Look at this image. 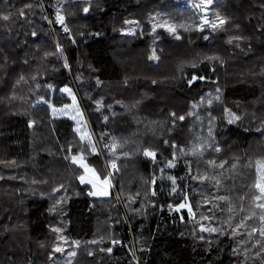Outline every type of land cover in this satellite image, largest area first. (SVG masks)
Instances as JSON below:
<instances>
[{
    "label": "trees",
    "instance_id": "1",
    "mask_svg": "<svg viewBox=\"0 0 264 264\" xmlns=\"http://www.w3.org/2000/svg\"><path fill=\"white\" fill-rule=\"evenodd\" d=\"M181 1L196 0H96L89 13L83 11L85 4L64 0H42L41 4L0 0V15L11 17L9 21L0 18V264H264V255H257L259 248L252 246L257 239L264 243L258 233L241 246L247 249L245 256L243 251L233 253L235 240L200 232L201 224H209L200 219L201 213L215 214L213 226L230 215L228 202L214 200L218 195L229 196L233 223L254 212L257 215L246 223L261 226L258 216L262 210L255 204L264 201L253 200L258 194L253 185L257 164L264 162V0H219L209 19L218 13L228 23L204 32L196 28L201 12L178 7ZM29 4L31 8L26 7ZM58 6L70 33L57 27ZM20 10L27 19L19 15ZM181 16L188 29L187 33L177 30L182 39H175L164 28L153 33V23L174 24ZM41 19L46 24L44 34L37 32L32 37ZM125 21L138 22L135 35L122 33ZM204 35L209 39L204 40ZM238 35L243 39L229 43L230 37ZM57 43L66 61L56 52ZM153 49L159 60L149 59ZM209 56L220 59L210 61ZM193 75L206 79L189 86ZM38 83L51 88L37 91ZM56 87L72 90L89 132L101 142V155H90V162L99 169L119 156L112 176L119 192L111 187L108 198L89 196L88 186L77 179L76 166L64 158L62 149L77 143L75 121L67 117L50 121L51 108L40 99L58 108L53 101ZM209 94L213 98L220 95L210 107ZM199 103L201 111L192 107ZM225 107L241 116L237 124L226 123ZM171 112L184 115L185 120L173 126ZM209 113L222 152L212 150L202 160L180 156L176 166L169 168L172 144L178 154L198 143L199 137L208 139ZM123 128L131 132L129 139L123 137ZM161 130L168 141L166 148L156 135ZM40 132L43 139L38 137ZM112 138L121 145L116 153L105 147ZM151 146L160 152L154 162L137 156ZM122 158L134 159L139 172L156 181L152 189L156 195H151L144 212H139L133 199L141 195V186L129 189L128 179H119L127 164ZM208 159L227 163L223 169L213 168L206 163ZM233 163L236 167L230 168ZM198 172L210 179L218 174L221 183L216 186L212 179H192ZM169 176L177 177V192L171 194ZM130 180L139 185V175ZM197 186L200 195L193 191ZM185 194L195 219L187 208L180 212L169 208L183 202ZM53 228L63 231L55 233ZM113 240L120 243L113 244ZM75 241L80 242L78 247ZM57 246L64 252H55ZM72 251L75 256L69 255Z\"/></svg>",
    "mask_w": 264,
    "mask_h": 264
},
{
    "label": "snow or ice",
    "instance_id": "2",
    "mask_svg": "<svg viewBox=\"0 0 264 264\" xmlns=\"http://www.w3.org/2000/svg\"><path fill=\"white\" fill-rule=\"evenodd\" d=\"M213 0H199V2H195L192 4V7L195 9H198L201 13H204V15L201 18L200 24L196 26L197 30L200 32H204L206 27L207 29L211 31H215L217 29H222L224 26L228 23V20L226 18H222L219 16L217 13L216 16L213 19H209L207 16V10L208 6L212 4ZM26 7L31 8L32 5H26ZM83 11L85 13H88L89 11V4L86 2L85 6L83 8ZM19 15L22 18L27 19L26 14L23 10L19 11ZM0 18H2L4 21H9L11 19L10 14H3L0 15ZM46 18V17H45ZM56 22L59 23L60 25L63 26V31L65 33H70V29L66 24V17L61 14V11L59 9V6L57 8L56 12ZM127 24H135L138 23L136 21H125ZM164 28L168 33L172 34L175 39L180 40L182 37L177 33V25H174L172 23H169L168 21H163L160 23H153L152 24V31L155 33L157 28ZM179 27L185 28L187 31V27L185 25H179ZM135 28H131L128 30L129 35H135ZM37 33L35 31L31 32V36L35 37ZM69 39H72L73 43L75 42L74 39L69 36ZM204 40H208L209 36L204 35L203 36ZM242 36H233L229 38V43H231L233 40H242ZM236 47H240L239 44L235 45ZM56 52H59L61 56H63V48L57 43L56 45ZM56 52H45V56H50V55H56ZM149 59L151 60H159V56L156 54V50L153 49L151 55L149 56ZM208 60L214 61V60H219L220 58L218 56H209L207 57ZM222 62V61H221ZM27 63V61H25ZM65 67H68L67 63L65 62ZM193 68L196 67L195 64L192 65ZM35 78V77H34ZM23 79V77H21ZM206 77L204 76H199V75H193L190 76L189 78V86H191L193 83H195L197 80H204ZM49 88H51V85H48ZM63 93H67L68 97L71 98V103L64 104L62 109H60L61 112L64 114L70 115V118L75 121V132L78 135V141L76 145V151L73 152V145L69 143L67 153L68 155L65 156V159L70 160V163L72 165H75L78 173H77V179L80 183V185H85L88 186L89 190L87 194L89 196H108L109 195V188L112 187V176H113V171L117 169V163L116 160L119 159V156H113L109 161H106L105 165L102 166L101 168H97L94 163L90 162L88 157L90 155H95V156H100L101 151L98 150L97 148V141L93 139L92 133L89 132L87 123L84 120V115L81 110V108L78 106L77 103V97L75 94L72 92V90L69 87H63L59 89ZM217 93H219V89H217ZM215 99L217 101L220 100V95L218 94L214 98L211 97V94H209V99H208V105L209 107L212 104V100ZM41 102L48 104V106L52 109L53 113L57 111L55 106L48 100H45L43 97H41ZM139 103V102H138ZM96 107L97 110L100 108V102H96ZM124 107V105H122ZM192 107L195 109L197 106L195 104L192 105ZM72 109L71 113H68L67 110ZM224 111L228 114V118L226 123L229 125L232 124H237L241 120V116L232 112L231 109L224 108ZM190 115L192 113H189ZM170 116L172 117V124L175 126L176 121H184L185 116L184 115H177L176 112H171ZM212 118L211 113H209V127H208V139L205 140L203 137L198 138V143H193L190 152L194 157H203L205 154V150L208 148H211L216 153L222 152V148L216 143L215 137L213 136V127L211 126L212 124ZM104 120L107 121L108 117L104 116ZM164 143L167 145L168 141L165 140ZM105 147L108 148L109 152L111 153H116L117 149L121 147L120 142L116 138H112V142L110 144L105 145ZM171 147L173 148V155L172 159L167 161V166L169 168H174L176 166L175 164V151L177 146L175 144H172ZM143 155L145 157L151 158L153 161L156 160L157 154L155 150H151L149 148H144L143 150ZM189 153L185 152L183 149H180V155L182 156H187ZM124 155H128V153H124ZM206 163L213 167V168H219L223 169L227 161H220L217 163L215 159H208ZM110 165V168H109ZM230 168H235L236 165L233 163L229 165ZM189 168V173H191V167L190 165L188 166ZM163 171V169H161ZM192 179L196 180H201V181H206L209 180L210 177L208 174L200 175L199 172L197 173L196 176L191 177ZM0 179H3L2 176H0ZM168 179L171 181L172 188L170 191L171 193L177 192V177L176 176H169ZM211 179L215 182L216 186H219L221 183L219 175L218 174H213ZM33 183H37V181L33 180ZM152 184H155L156 181L153 179L151 181ZM62 187V186H61ZM253 187L258 191V194L253 197L254 201H264V162H258L257 168H256V179L254 182ZM152 195L155 196L156 192L153 191ZM243 199V197H241ZM214 200L216 201H225L227 203V211L230 213V215L227 217L226 220H222L218 226H213L211 224V221L215 218V214L213 213L212 216L204 215L201 213V220H207L209 221V224L207 227H205L203 224L200 225V232H207L209 234H216L217 238L220 236H227L232 240H235L236 242V247L232 248V251L234 254H240L241 251L244 252L245 256L247 255V249L242 248L241 246L248 244L252 241L254 235L256 233L259 234V237L264 238V202L261 203H256L255 207L261 209L262 211L260 212L258 219L261 221V226L259 228L253 227L248 225L246 222L248 220H251L253 216H256V213H250L241 216L240 220L236 223H233V216L231 213H233L234 208L233 205L230 203V198L227 195H218L214 197ZM62 202V201H61ZM207 203H211V201H206ZM217 205H213V207H216ZM170 209H173L176 212H180L182 209L187 208V212L189 216H191L193 219H195V213L193 212V209L189 203L188 196L185 194L183 196V202H179L174 205H169ZM240 212H244V208L241 206L239 209ZM208 211H212L211 208L208 209ZM181 219H183V216H181ZM227 225V227H225ZM243 230V231H242ZM53 232L55 233H61L63 230L61 228H53ZM237 237H240V239H236ZM61 240L67 242L68 238L61 235L59 237ZM201 240H204V236L199 237ZM76 246H79V241L74 242ZM92 243H95V241H92ZM113 244L120 243V241L113 240ZM208 243L211 244L212 241L211 239L208 240ZM253 247H258L259 251L256 253L257 255H264V243L261 242V240L257 239L255 240V243L252 245ZM102 251L104 249H101ZM55 252H64V249L62 247L57 246L54 249ZM107 252H111L112 249L108 248L106 249ZM70 256H75L76 252L72 251L69 253Z\"/></svg>",
    "mask_w": 264,
    "mask_h": 264
},
{
    "label": "rangeland",
    "instance_id": "3",
    "mask_svg": "<svg viewBox=\"0 0 264 264\" xmlns=\"http://www.w3.org/2000/svg\"><path fill=\"white\" fill-rule=\"evenodd\" d=\"M30 1V0H29ZM32 1H36V2H40V4L42 3V0H32ZM65 2H67V3H71L72 5L74 4V3H81V4H85L86 2L89 4V11H88V13L91 11V9H92V4H93V2H95L96 0H64ZM219 0H213V2H212V4L210 5V6H208V10H207V16H208V18H209V16H210V12H211V10H212V8L214 7V5H216V3L218 2ZM195 2H199V0H196ZM195 2H193V1H181V2H178V7H188V8H194V7H192V4L193 3H195ZM36 8V7H35ZM36 11H37V16H39L40 17V15L38 14V10L36 9ZM85 13V12H84ZM204 15V13H201V15H200V17L202 18V16ZM167 17H170V15H168ZM182 18H181V20H176L175 22H174V25H177L178 27H177V30L178 29H181V30H183V31H185V33H187L186 32V30H185V28H183V27H179V25H185L184 24V21H185V18H184V16H181ZM40 23H39V25L41 26H37L36 25V27H35V32L37 33V32H39V33H41V34H44V30H45V27H46V24H45V22H44V20L43 19H41V21H39ZM66 24H67V26H68V22H67V19H66ZM57 27L59 28V27H61L60 29L61 30H63V26L62 25H60L59 23H57ZM36 28H38V29H36ZM131 28H135V29H137V24L135 23V24H127L126 23V25H125V27H124V29L122 30V33L124 34V35H129V34H127L128 33V30L129 29H131ZM207 28V27H206ZM64 32V31H63ZM136 32V31H135ZM65 33V32H64ZM129 36H132V35H129ZM44 42H47L48 43V38L47 37H45L44 38V40H43ZM42 41V42H43ZM42 48L43 47H41L40 48V50H42ZM43 53H45V52H43ZM45 57V56H44ZM61 58H62V60L63 61H66V59H65V56H64V53H63V56H61ZM45 59H46V57H45ZM39 61V59L37 58L36 59V62L38 63V65H39V67H43V63H40V62H38ZM25 71H28V70H25ZM27 74V73H26ZM25 74V75H26ZM29 76V75H28ZM47 87H48V85H43L42 87H40V85H39V83L37 84V88H36V90L38 91V90H40V89H42V90H45V89H47ZM57 88V87H56ZM57 89H60V88H57ZM54 97H53V101H54V103H56L57 105H58V108H56L57 109V111L55 112V113H53V111H52V109H51V113H50V117H51V119H50V121L51 120H53V119H55V118H59V117H67V118H69V119H71L70 118V115H68V114H64L63 112H61L60 111V109H62V107H63V105L64 104H67V103H71V98L70 97H68V95H67V93H63V92H61L60 90H58V91H56L55 92V94L53 95ZM41 99V98H40ZM202 103H199V104H197V107H196V110L197 111H201V109L203 108V105H201ZM237 105H240V106H243V105H245V104H243V103H241V102H237L236 103ZM255 106V105H254ZM71 111H72V109H68L67 110V112L68 113H71ZM72 120V119H71ZM74 121V120H73ZM49 123H51V122H49ZM123 130H124V132H122V133H124L123 134V137L125 138V139H129L130 137L129 136H131L130 134H131V132H129L126 128H123ZM42 133L43 132H40V133H38V137H40L41 139H43V136H42ZM77 134V133H76ZM92 135H93V139L94 140H96V141H98V144H97V148L100 150V147L101 146H99V145H101V142L99 141V139L97 138V136L94 134V133H92ZM156 135H157V137H159L161 140H162V142H163V147H167V145L164 143V141H165V137H166V135H165V132L164 131H159L158 133H156ZM44 138H45V134H44ZM45 141V140H44ZM76 141H78V135H76ZM41 142H43V141H41ZM199 142V141H198ZM73 145V152H75L76 151V145H77V143L76 144H72ZM68 146H69V143L66 145V148H64V149H62V152L64 153V158H65V156L66 155H68V153H67V149H68ZM149 149H151V150H155L156 151V154H157V157H158V155H159V150H158V147H149ZM172 150V154H173V149H171ZM190 149H185L184 151L185 152H188L189 154L188 155H192L191 154V152L189 151ZM212 153V150H211V148H208V149H206L205 150V154H204V156L207 154V153ZM137 156H139V157H141L142 158V160H149V161H153L151 158H149V157H145L144 155H143V151H141V152H138V154H137ZM180 156H182V155H180V152L177 154L176 152H175V159H179V157ZM204 156L203 157H196L197 159H199V160H202V159H204ZM123 159V161H124V164L125 163H127L126 165H125V167L124 168H122V170H121V173L118 175L119 176V179H122L124 182H125V180L126 179H128V181H129V189L130 188H133V187H138V186H141V188H140V190H141V195H139L138 197H134L133 196V199H135V200H137V208L139 209V212H144L146 209H147V201H149L150 200V198H151V195H152V189L154 188V184H152L151 183V181L152 180H149V178L148 177H145L144 175H142L141 174V172H139V170H138V167H137V165L136 164H134L135 162V160L134 159H132V160H127V161H125V159L124 158H122ZM157 159V158H156ZM67 162H70V160H68V159H65ZM197 161V160H196ZM154 162V161H153ZM101 167H102V165H101ZM135 175H139V179H140V182H139V185L135 182V181H133V180H130V177H133V176H135ZM163 181L165 182V181H167V177H163ZM211 181V179H209V180H206L205 182H210ZM112 187H113V189H117V187H116V183H115V179L112 177ZM198 185V184H197ZM111 187L109 188V195L108 196H92L93 198H108L110 195H111ZM117 192H119V190L117 189L116 190ZM193 191L197 194V195H200V187L199 186H197L195 189H193ZM123 198V197H122ZM186 209V208H185ZM113 222H114V220H113Z\"/></svg>",
    "mask_w": 264,
    "mask_h": 264
},
{
    "label": "built area",
    "instance_id": "4",
    "mask_svg": "<svg viewBox=\"0 0 264 264\" xmlns=\"http://www.w3.org/2000/svg\"><path fill=\"white\" fill-rule=\"evenodd\" d=\"M112 171L114 172L115 170H112ZM119 246H120V247H122V245H121V244H119Z\"/></svg>",
    "mask_w": 264,
    "mask_h": 264
},
{
    "label": "water",
    "instance_id": "5",
    "mask_svg": "<svg viewBox=\"0 0 264 264\" xmlns=\"http://www.w3.org/2000/svg\"><path fill=\"white\" fill-rule=\"evenodd\" d=\"M31 127H33V126H31Z\"/></svg>",
    "mask_w": 264,
    "mask_h": 264
}]
</instances>
